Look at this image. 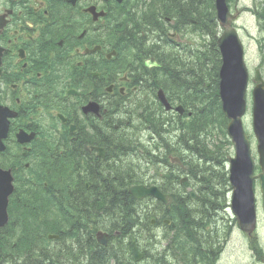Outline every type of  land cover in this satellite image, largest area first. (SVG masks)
Returning a JSON list of instances; mask_svg holds the SVG:
<instances>
[{
    "label": "flooded vegetation",
    "instance_id": "1",
    "mask_svg": "<svg viewBox=\"0 0 264 264\" xmlns=\"http://www.w3.org/2000/svg\"><path fill=\"white\" fill-rule=\"evenodd\" d=\"M125 2L0 0V102L5 96L7 104L18 112V130L38 134L36 139L41 144H30V151L41 148L47 158L54 156L50 160H58L65 178L72 173L69 169L72 165L77 166V173L95 162L112 176L116 164L121 161L120 154L115 157L109 153L104 143L118 133L120 119L115 118V113L120 108L116 111V103L127 104L133 98L131 92L139 93L138 90L143 88L144 82L140 78H144V71L139 68L138 71L123 72L121 76L110 75L102 73L97 64H114L111 57H116L115 50L125 43L127 34L124 33L123 37L119 34L115 39L112 25L115 18L125 12ZM92 10L105 16L96 17ZM90 103L98 107H88ZM129 120L131 118L122 121ZM78 163L85 164L80 167ZM175 177L182 186L187 183ZM172 182L155 185L163 188L165 194H178L166 186ZM178 196L180 199L176 203L150 198L158 203L156 209L146 199L139 202L148 208L140 219L143 228L156 229L158 224L153 220L148 222L147 219L146 222V215L155 211L159 222H163L164 227L173 225L174 231L168 233L164 230L166 232L157 234L154 239L142 233L140 238L146 242L143 249L147 246L148 249L140 251L141 260H135V263L264 264V256L260 258V251L253 245L256 238L240 229L231 201L221 202L224 208L219 204L218 213L223 216L219 219L218 244L211 245L204 232L202 241L200 237L191 239L190 233L191 230L208 229L205 221L210 220L209 216L208 220H205L206 216L174 224L172 217L181 214L184 201L187 203L181 200V195ZM107 205L110 209L111 204L107 202ZM153 240L161 243L163 250H158L157 245L150 248ZM244 240L250 248L251 260L243 262L240 247ZM155 248L157 253L153 255L151 251Z\"/></svg>",
    "mask_w": 264,
    "mask_h": 264
},
{
    "label": "bare ground",
    "instance_id": "2",
    "mask_svg": "<svg viewBox=\"0 0 264 264\" xmlns=\"http://www.w3.org/2000/svg\"><path fill=\"white\" fill-rule=\"evenodd\" d=\"M115 24L118 23V20L116 19ZM181 33H188L186 30L179 29ZM208 31V30H207ZM210 32V31H209ZM164 56L167 57L166 54L161 53ZM101 63V62H100ZM97 68L100 69L102 73H109L110 75L114 74L118 70V66L116 64H97ZM139 66L137 65H131L129 66V70L131 71L134 69L135 71L139 70ZM174 74H177V77L181 79L179 83L175 84L177 88H174L172 90V93L175 94L181 89L179 88L180 85L183 86L184 82L183 79L185 78V74L176 69H172ZM142 72V70H141ZM166 72V71H165ZM165 72L161 71L160 73H156L153 75H147L148 79L140 78L141 82H145L143 85V88H140L138 90L139 95L141 93L151 92L152 95H154L158 87H162L163 85V78H165L166 74ZM194 70L191 72V79L193 78ZM140 76V75H139ZM146 76V75H145ZM188 86L190 89L188 90V93L194 92V84L193 81L188 83ZM149 87V88H145ZM149 89V90H148ZM140 100V99H139ZM141 102V100H140ZM153 101L150 99L148 102H145L144 104H147L148 106H157L156 100ZM179 121V120H178ZM140 124L137 127L133 126V120L129 121H122L119 120L118 124V133L113 138H109L104 143L105 150L109 151V153L114 154L115 157H117L120 154L121 160H126L127 157L133 156L135 151L137 150L135 147H133L137 141L145 136L146 132H150L149 137L146 138L147 143H149V152L151 156H159V157H167L166 153L167 150L172 148L171 145H168L169 142L165 139L166 133L168 131L164 130L161 125L166 124L165 121L161 122V125L152 124V122L149 120V113L145 120H140ZM126 123L128 125H126ZM159 127V128H158ZM128 131V132H127ZM130 133V134H128ZM177 140L179 142V145L183 147L184 143L186 145L189 144V142L184 141L182 137H177ZM184 147H186L184 145ZM100 149V148H99ZM158 154V155H154ZM45 155L41 153L40 151H37L34 154V162L33 164L24 165L21 166V168H34V171H44L47 169H53L55 175H62L64 173V170L62 167H53L52 166V160L54 159V156L52 157H46ZM42 160L38 162L39 160ZM130 162L135 161L134 158L130 159ZM37 161V162H36ZM85 163H78L77 165L80 167H83ZM149 165L152 167H161V171L158 172L159 174L155 177V175L150 176L149 172L151 168L148 166L149 169H147L144 166H141L140 172L143 173V175H146L147 172V178L146 180L139 176L138 177V183L144 184L148 191L153 192L154 190H158L159 192L163 193L164 189H158L155 187V183H161L166 181H173L172 183H166V186L176 192H178L179 195H181V200H186L187 203L184 201L185 209L189 212L183 214H177L172 217V221L174 224H181L185 221H188V219L192 216L190 203L188 199H186V194H188V191H195L198 194L199 201L204 203V206L206 208L208 216L214 217L217 214L218 209L214 206L212 200L210 201V189L212 186V182L207 180L204 176H199L202 173H205L204 170L198 171L196 173V179L194 181L191 180V182L185 183V185H181L177 180L175 175L177 174L176 170L174 172L171 168H166L165 170L162 168V161L158 159H153L152 157L149 158ZM77 166L74 164L69 169L72 173H68L67 176L71 180L72 184L75 185V188H72L71 183L69 180H67L65 177L61 178L56 182V188L58 192V196H60V206H66L67 208L63 209L62 212L65 215H69L71 212L72 206L78 211V212H86L87 214L89 212L93 213V215L89 216H83L82 221L77 217L76 214L73 215V218L75 219L74 225L72 223V226L67 228L65 231H62L59 236L61 239H64L65 241L72 240L74 242L75 248V255H68L67 257L63 256L64 261H60L59 264H72L73 261L76 260V257L79 256V258H82L89 262H96V263H102L107 261L104 257H98L96 256L98 251H101L105 255H109L111 251L115 254V256L118 258H122L123 264H131L130 262V255H129V248L128 246L132 245L134 242H137L136 248L139 251H147L148 246L144 248L143 245H146L145 241H142L140 238V235L143 233L145 234L149 239L155 238L157 234H161L162 232H168L172 233L174 231L173 225H168V227H164L163 222H159L157 213L155 211H152L151 213L146 215V222L148 219V222L150 220H153L158 225L156 226V229H151L148 224L146 228H143L142 226L144 223L142 221L140 222L142 212L147 211V207H142L139 205L138 202L135 201V197L127 192V188L130 186L131 183H133L136 180L135 171L133 167L127 168L125 166L124 168L121 167L120 169L115 171L116 174H113L110 176V173H107L102 169L99 165L95 163H91L88 168L82 169L79 172L75 173V169ZM52 171H50L51 173ZM80 176H78V175ZM83 177H86L88 179H82ZM82 179V180H81ZM86 183L88 184V188H86ZM182 192L185 193V195L182 194ZM193 194V193H191ZM194 195V194H193ZM195 196V195H194ZM134 200H133V199ZM111 202L112 205L116 208L118 211L114 218L111 219L108 216H106L104 210L106 209L107 202ZM147 203L151 205L153 209L158 208V203L154 201L153 199L147 198ZM213 205H212V204ZM51 207H53L50 204ZM144 220V219H143ZM137 221L138 225L137 228L135 227V222ZM108 223L107 228L109 229V233L111 235V245L109 247H105L102 244L96 243L94 241H91V234L96 233L95 230L91 229L90 227L94 228H101V224ZM141 229V231H139ZM137 229V231H136ZM139 229V230H138ZM166 230V231H164ZM191 239L197 240L200 237V240L204 239V233H200V231L191 230ZM10 240L14 239L16 237L15 230L11 229V231L6 233ZM27 239H33L30 234H25ZM87 239L89 240L88 242ZM86 242V243H84ZM73 244V243H72ZM158 250H163L161 248L162 244L158 243L156 240H153L150 242V248H154V246ZM73 251V252H74ZM119 259V258H118ZM71 261V262H70ZM121 263V264H122Z\"/></svg>",
    "mask_w": 264,
    "mask_h": 264
},
{
    "label": "rangeland",
    "instance_id": "3",
    "mask_svg": "<svg viewBox=\"0 0 264 264\" xmlns=\"http://www.w3.org/2000/svg\"><path fill=\"white\" fill-rule=\"evenodd\" d=\"M229 3L232 13L236 14V10L240 13L238 16V19L236 20V28L239 30L241 34V38L245 44L246 48V63L248 70L250 72V79L249 84L247 87V93H246V100H247V112L244 117L243 125L244 129L246 131V134L248 136V139L250 141L251 146V155L255 160V170L256 173H259V166H258V151H257V140L254 135L253 131V114H252V91L256 84H254L253 79L255 76L256 70H260L261 76L264 80V19L262 18L260 14V8L261 3L264 2V0H230ZM183 4V3H182ZM205 18L204 20L208 19V10L205 11ZM208 26L205 27L203 24L199 23L197 24V27H189L188 33H181L182 40L178 42L177 44L172 45H166V51L167 53L173 54V60H176V55H178V60L183 59L189 66L186 68L187 70L193 71V68L191 66V62L197 58L203 59L206 58H212L214 60L215 57L212 55H207L205 51L209 50L210 47L204 48L209 41L213 40V37L211 34L218 31L216 35H219L220 30L214 27L213 22H211V18L207 21ZM192 30V31H191ZM208 30L211 32V34H206L203 36V31ZM179 44V47L177 46ZM121 60H116V64H118ZM190 81V80H189ZM172 96L178 95V93L173 94L170 92ZM141 102H140V100ZM152 100L155 104V94L152 95L151 92L133 94V98H131L127 104H121L116 103V111L120 108L119 112L115 113V118L120 120H126L131 118L133 120V126L137 127L141 122L140 120H143L144 118H147L148 113L149 115L156 114V119L159 120V118L163 120H175L173 123H167L162 126V128L168 133H166L165 139L167 140L168 145H171L172 148L168 149L174 151V155H171L173 157L182 159L184 162V166L180 168L176 164L172 163L169 160V157H155L151 156L149 152V143H147L146 138L149 137L150 132H146L145 136L137 141L135 144V147L137 150L135 151L133 156L127 157L126 160H121L119 163H117V167H125L131 168L133 167L135 171V177L138 181V177L141 176L145 180L147 178V172L146 175H143L142 172H140L141 166L146 167L148 166L151 168L149 174L150 176L155 175V177L159 174L158 172L161 171V167L158 166L152 167L149 165V158L152 157L153 159H158L162 161V168L165 170L167 167L176 170L177 174L179 173L182 177H189V181L191 182L196 179V173L198 171L204 170L205 173L200 174L199 176H204L207 180L212 182V186L210 189V201L212 200L213 204L218 211H219V204L223 202L224 200H227L230 203V198L232 196V189L229 184L228 180V160L234 156V146L231 142L230 138H228L227 135V125H221L219 123L214 124L213 126L207 127L205 130H202V128L198 127L194 129V133L201 134V143L197 146V153L195 151L188 150V148L180 146L179 142L177 140V137H182L183 142H189V146H192L194 144L193 135L192 132L190 133L192 137L184 138V136L187 135L186 133V127L189 125V119H183L180 120L177 117L173 115L166 114L164 110H159L157 106H148L147 104H144L145 102H148L149 100ZM140 104V106H139ZM122 105V106H121ZM126 106V107H125ZM140 116V118H139ZM179 120V121H178ZM128 132V131H127ZM130 134V133H128ZM192 138V140H191ZM15 144V140L13 137H10L8 140V145ZM199 153V154H198ZM19 154L16 149L15 145L10 150V155H17ZM158 155V154H154ZM200 155L203 156L204 159H207V164L204 163L203 160H200ZM131 158H134L135 161L130 162ZM213 158L216 159L213 161ZM42 161L41 159L38 161ZM37 162V161H36ZM35 163V162H34ZM205 164V165H204ZM48 172V169L45 170ZM30 172H27L26 170H22L19 173L20 177V183H23L25 181L24 178H27L26 176L29 175ZM63 176H66L65 173L62 174ZM71 183L72 188H75V185L72 184L71 180H69ZM28 184H26L27 186ZM18 186V184H17ZM51 190H54L55 193L58 194L57 188L53 187V185H49ZM254 192L256 197V206L259 214V224L258 229L252 236L256 238V241L253 243L254 248L257 249L259 253V257L261 258L264 256V213L262 210V194L260 190V185L258 182H256L254 186ZM193 193L195 196L188 197L186 196V199L189 200L188 203H190L189 209H191L192 216L188 219V221L192 222L199 219H203L206 216L205 220H208V214L206 211V208L204 206V203L199 201L198 194L195 191H189V196ZM40 195V193H39ZM196 200L197 202L193 201ZM192 201V202H191ZM211 203V204H212ZM212 204V205H213ZM222 205V204H221ZM223 206V205H222ZM224 208V206H223ZM185 209V208H184ZM181 210L183 214L189 212L187 210ZM40 215L39 217L33 216L37 219V221H43L41 218L45 217L46 219L50 216V211L48 208L44 205H42L41 208L38 209ZM217 211L216 216L211 217L209 221H205V226L209 229H200V233L204 232L206 236H208V240L210 241L211 245H217L218 244V236H219V226L220 222L219 219L223 215H219ZM54 217L60 219V208L53 209ZM55 220V219H54ZM108 223L101 224V228L99 230L103 231H109L107 228ZM222 226V225H221ZM139 230V229H138ZM137 231V229H136ZM20 233V232H19ZM110 234V233H109ZM18 237H15L12 239V242H16L19 239V234L16 235ZM1 239V238H0ZM3 240V239H1ZM0 240V241H1ZM1 243V242H0ZM40 245L39 248H49L51 251H56L58 254H60V251H64L63 253L66 255H75L73 251L70 250L72 241H64L61 246L57 245V242L51 241L48 238V234L39 242ZM86 243V242H84ZM249 247L246 244V241L244 240L243 245L240 247L241 251V260L244 261H250V257L248 254ZM263 252V253H262ZM15 253H18L15 251ZM153 255L157 253V249L151 251ZM65 257V256H64ZM32 258L36 260V258L32 255ZM117 263H122V258L118 257ZM64 259V258H63ZM131 264H146V263H135L133 259L129 257ZM64 261V260H61ZM153 261V260H151ZM71 262V261H70ZM96 262H89L82 258H79V256L76 257V260L73 261L72 264H95ZM123 264V263H122ZM128 264V263H127ZM151 264H153L151 262ZM244 264V263H243ZM259 264H262L259 262Z\"/></svg>",
    "mask_w": 264,
    "mask_h": 264
},
{
    "label": "trees",
    "instance_id": "4",
    "mask_svg": "<svg viewBox=\"0 0 264 264\" xmlns=\"http://www.w3.org/2000/svg\"><path fill=\"white\" fill-rule=\"evenodd\" d=\"M164 6V12H166V14L174 16L179 20L186 21L187 19L194 18L198 24L201 23L207 27V21L211 18V22H213V25L217 28L214 15V0H168V4H165ZM206 10H208V19L204 20ZM261 12L262 13L260 14L264 19V8L261 9ZM211 35H214V33ZM208 52L210 55L215 54V61L211 57H204L203 59L197 58L195 60L193 73L194 79H192L194 92L188 93V90L190 89L188 86L190 72L186 69L187 64H182L179 61L174 64L172 60L167 59L162 68L163 72L166 71V76L163 78L162 85V88L166 92H172L174 88H177L175 84L181 81V79L177 77V74H174L172 69L180 70L185 73V78L183 79L184 84L183 86L180 85L179 88L181 90L177 92L178 95L176 96L182 103L187 107L192 108L194 111L192 128L187 130L189 132V137H192L190 133L192 132L193 134L195 128L200 127L203 130L217 123L221 125L226 124V119L221 112L218 96L220 54L217 50L215 40L212 41ZM207 81L211 82V86L208 89L204 86ZM193 136V140L191 138L194 142L192 149L197 153V146L201 143V134L194 133ZM200 156L205 164L209 162L207 159H204L202 155ZM51 179L55 178L39 174L36 175V184L40 185L43 182L49 184L48 180ZM36 193H40V195L34 196L35 194H30L27 190L22 188L18 190L17 195L12 198L9 207L11 218L10 224L2 234L0 233V238L3 239H0V264H59L61 261V253L58 254V252L51 251V249L48 248H39L40 245H43V243L39 244V242L43 240L46 234H59L63 226L62 221L67 222L69 227L72 226V223L74 225V214H76L81 221L83 216L93 215L91 212L88 214L86 212H78L74 206H72L70 207L72 209L70 214H64L67 217V220H59L54 217L53 209L58 210V208H60V196L51 189H46L42 192L37 190ZM50 204L53 207H51ZM42 205L48 208L50 216L47 219L42 217L41 219L43 221L39 222L37 221V217L40 215L38 209L41 208ZM112 210L114 213L118 212L114 206L112 207ZM105 213L109 214L108 211ZM33 216H37V219ZM11 229L15 230V233H17L16 235L19 234V239L15 243L12 242L6 234L11 231ZM25 234H30L33 239H27ZM91 241H93V239ZM15 251L18 253H15ZM97 253L101 254L100 251ZM32 255L36 260L32 258ZM114 255H110L111 258H116L113 257ZM102 257L106 258L107 261H105V263L102 262L95 264H109V255H104Z\"/></svg>",
    "mask_w": 264,
    "mask_h": 264
},
{
    "label": "water",
    "instance_id": "5",
    "mask_svg": "<svg viewBox=\"0 0 264 264\" xmlns=\"http://www.w3.org/2000/svg\"><path fill=\"white\" fill-rule=\"evenodd\" d=\"M218 21L224 28V33L218 44L222 50L223 67L221 70L220 94L226 116L231 120L228 126L229 135L236 146V156L230 159V182L234 189L232 208L239 220L243 231L252 233L256 224V211L253 193V182L256 178L261 180L264 199V82L257 72L255 81L260 83L254 90V131L258 139V151L262 173L255 177L253 174L254 161L250 154V145L242 127L241 118L245 113V92L248 82V72L244 63V48L237 31L232 27L231 15L226 0H216ZM162 102L169 109L163 92L159 93ZM183 113V108H177ZM8 110L0 108V151H4L2 139L6 138L9 123ZM26 134L21 133L18 138L21 142L29 141ZM11 172L0 169V228L8 223L9 196L13 192ZM135 198L154 194L160 196L156 190L145 191L143 187H133L129 190ZM161 197V196H160ZM108 236L99 237L103 245H107Z\"/></svg>",
    "mask_w": 264,
    "mask_h": 264
}]
</instances>
